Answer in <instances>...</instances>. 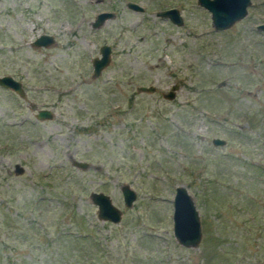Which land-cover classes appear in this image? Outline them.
Masks as SVG:
<instances>
[{
	"label": "rangeland",
	"instance_id": "obj_1",
	"mask_svg": "<svg viewBox=\"0 0 264 264\" xmlns=\"http://www.w3.org/2000/svg\"><path fill=\"white\" fill-rule=\"evenodd\" d=\"M171 7L181 24L155 14ZM101 11L113 15L94 28ZM259 23L264 0L223 30L196 0H0V75L24 91L0 87V264H264ZM40 34L53 43L32 45ZM102 44L110 60L92 77ZM177 185L198 213L195 247L172 233ZM91 192L119 222L97 218Z\"/></svg>",
	"mask_w": 264,
	"mask_h": 264
},
{
	"label": "water",
	"instance_id": "obj_2",
	"mask_svg": "<svg viewBox=\"0 0 264 264\" xmlns=\"http://www.w3.org/2000/svg\"><path fill=\"white\" fill-rule=\"evenodd\" d=\"M197 4L206 9L210 14L211 25L214 30H223L232 25L234 22L241 19L246 15V8L250 4V0H196ZM126 7L141 11L142 6L132 1L125 3ZM157 16L167 18L172 23L179 25L182 23V18L176 8H166L155 13ZM113 15L110 11L98 12L91 26L97 28L104 20ZM257 30L264 32V23H259L256 26ZM54 39L50 34H40L31 43L34 46H47L53 43ZM98 56L91 60V76L96 77L100 74L101 70L108 64L110 60V46L102 44L98 49ZM0 85L9 88L20 97H24V91L21 82L14 79L10 75L0 76ZM176 85H172L171 89L163 94L165 98L171 99L174 94ZM139 91L151 92L154 90L153 85H140L137 86ZM52 113L46 108L37 109L35 117L37 119L50 118ZM211 143L215 146L223 145L224 140L221 138H212ZM78 166L85 167L86 162H77ZM14 171L16 173L22 171V167L15 164ZM123 203L129 206L136 197V193L128 184L120 186ZM89 198L93 204L96 205V216L103 221L112 223L119 222L121 218L120 210L113 205L110 197L102 192H91ZM172 233L177 243L184 247H195L201 237L200 223L197 210L194 206L193 199L188 193L187 189L182 185H177L174 188L172 198Z\"/></svg>",
	"mask_w": 264,
	"mask_h": 264
},
{
	"label": "flooded vegetation",
	"instance_id": "obj_3",
	"mask_svg": "<svg viewBox=\"0 0 264 264\" xmlns=\"http://www.w3.org/2000/svg\"><path fill=\"white\" fill-rule=\"evenodd\" d=\"M2 75H8V74H2ZM2 75H0V76H2ZM11 76V75H10ZM12 77V76H11ZM15 79V78H14ZM140 86V85H139ZM0 87H2L1 85H0ZM2 88H5V87H2ZM9 89V88H8ZM11 90V89H10ZM12 91V90H11ZM154 91V90H153ZM31 107H33L34 108V105L33 106H31Z\"/></svg>",
	"mask_w": 264,
	"mask_h": 264
}]
</instances>
